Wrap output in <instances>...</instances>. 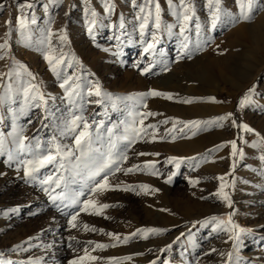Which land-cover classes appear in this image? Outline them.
Returning a JSON list of instances; mask_svg holds the SVG:
<instances>
[{"label": "rangeland", "instance_id": "obj_1", "mask_svg": "<svg viewBox=\"0 0 264 264\" xmlns=\"http://www.w3.org/2000/svg\"><path fill=\"white\" fill-rule=\"evenodd\" d=\"M108 3L111 11H108L106 0H0V44H7L6 48L0 49V56L4 57L0 59V73H12L0 77V85H11L16 99L15 103L9 101L0 108L3 117L0 133L5 138L6 148L11 150H15L11 134L20 127L25 136L38 137L44 147L51 146L49 142L54 136L62 145L70 146L73 139L70 135H61L62 122L75 113L83 115L89 123L103 121L102 140L106 143L107 128L117 126L112 137L116 140L124 134V128L133 122V118L139 126L142 118L139 114L157 113L144 118V125L156 127L148 128L129 148H124L127 141H117V146L127 155L120 163L121 169L156 161V174L147 169L114 170L108 179L111 185L119 187L92 194L99 203L110 207L99 215L91 210L80 212L77 227L72 228L68 223L69 214L78 211L82 205L64 208L59 201L54 204L39 183L50 174L57 175V166H45L37 173L38 179L30 180L24 177L23 165L16 161L9 164L7 153L0 155V173H3L0 175V264H32L36 260L40 264H69L74 257L83 255L85 248L90 255L99 258L88 264H109L112 257L121 258L119 264H151L153 261L155 264L164 261L170 264H225L226 256L221 253L230 251L238 264H264V200L252 201L247 193L249 186L259 188L264 197V186L257 182L264 164L256 170L253 159L257 154L249 150L252 140L258 136L232 124V120L237 125L246 123L258 132L257 124L264 119V65L256 77L248 81L244 78L256 50L254 34L258 30L264 32V0H254L249 20L240 18L238 0H221V15L215 28L212 27L215 8L209 5V0H191L195 16L183 34L174 14H182L180 0H173L172 5L168 0H159L161 29L155 28L154 7L149 0H108ZM26 4L31 7L24 6ZM140 7L153 11L143 33L140 23L147 12L141 13ZM89 10L97 13L96 25L91 32ZM21 17L26 22L23 29L19 26ZM61 35H66L67 40L60 41ZM153 35L158 37V43L154 50L146 53L144 48ZM184 43L188 44L190 55L183 49ZM50 49L56 55L62 52L65 56V64L58 69L59 76L45 59ZM206 63L218 65L214 66V75L221 86L217 87L214 97L224 110L213 117H185L180 109L189 103L184 101L191 98L193 102L195 98L187 88L191 85L190 76L208 79L210 68ZM20 65L24 66L23 72ZM145 68L149 70L143 72ZM28 72L35 77L33 83L44 93L46 104L44 108L35 107L21 114L22 94L16 93L15 89L22 80L30 79ZM67 77H73L80 85L85 101L103 99V104L84 103L82 111L79 103L69 104L65 89L60 87ZM96 82L103 92L110 94L107 98L87 95L89 87H94ZM253 87L250 100L241 107V99ZM149 90L171 93L173 99L139 95ZM7 91L0 87V94ZM177 106L179 113H175ZM228 113L232 116L222 122V127L217 122L208 126L202 124L195 130L176 123L178 120L215 121ZM164 120L168 123H161ZM173 124L177 131L170 133ZM181 128L183 132L178 131ZM194 130L196 135H192ZM217 132L222 133L218 139L214 137ZM233 139L244 153L235 158L234 168L231 145L225 143ZM195 140L202 147L200 144L198 147L187 145ZM221 144L225 146L217 149L216 146ZM140 152L159 155L140 156ZM172 156L195 159H186L177 169L175 163H167ZM215 160H219L224 169L225 191L232 202L231 207L214 195L221 183L211 170ZM64 174L69 177L68 193L84 190L85 196L80 199H86L87 188L93 186L87 175ZM169 175H172L171 183L166 182ZM193 179H198L199 183L193 185ZM140 185H149L150 189L159 191L153 194L150 189H141ZM126 187L129 190H124ZM59 191L61 189H56ZM198 210L202 211L201 215L195 221L189 219ZM229 213H233L234 224L248 230L240 233L236 249L229 240V235L234 232L213 230L219 221L211 218L226 219ZM85 224L95 230H86ZM150 227L166 231L150 234L148 239L137 235L128 243L116 242L108 235L113 233L123 238L137 229ZM214 241L221 246L215 247ZM96 243L115 246L99 249L95 248ZM169 244L172 247L165 251Z\"/></svg>", "mask_w": 264, "mask_h": 264}, {"label": "snow or ice", "instance_id": "obj_2", "mask_svg": "<svg viewBox=\"0 0 264 264\" xmlns=\"http://www.w3.org/2000/svg\"><path fill=\"white\" fill-rule=\"evenodd\" d=\"M154 7V25L156 29H161L162 21H161V6L159 0H149ZM169 5H172L173 0H168ZM240 5V18L243 20L251 19V13L253 11L254 0H238ZM106 4L108 7V11H111V4L108 3L106 0ZM180 4L182 7V14L181 13H174L178 17V22L180 23V33L183 34L188 30L189 22L193 20L195 16V9L191 3V0H180ZM221 0H209V5L214 6L215 10L212 13V27L215 28L217 26V21L220 19L221 15V8H220ZM24 6L31 7V4H26ZM92 19L90 20V24L92 27L89 28L91 32L96 25V15L97 13L93 10H89ZM140 12L144 13L147 12V15L142 17V23H140V31L141 33L148 27L149 18L153 16L152 9H148L146 7H140ZM7 24H11V21H6ZM35 23V21H32ZM19 26L21 29L26 27V22L23 17L19 18ZM120 27L123 28L124 24L121 23ZM197 32H199V26H197ZM60 41H66V35H61L59 37ZM187 40V37H185ZM158 43V37L153 35L152 41L147 43L146 47L144 48V52L148 53L155 49L156 44ZM7 47V44H0V49H4ZM183 49L186 53H188V44L184 43L182 45ZM190 55V53H188ZM0 59H4L3 56H0ZM45 59H47L48 63L51 65V70L56 73L58 76L60 72L58 69L60 66L65 64V56L61 52L59 55L53 53L50 49L45 54ZM20 71L23 72L24 66L20 65ZM149 69H143V72H147ZM5 75L11 76L12 73H0V77ZM28 79L26 82L22 80L21 85L15 89L16 93L22 94V113L24 114L32 108L41 107L44 108L46 101L45 95L40 90L39 86L33 83L35 77L32 75L31 72L27 73ZM70 81H72L70 83ZM2 88H7L8 91L0 94V108H3L9 101L12 103L16 102V99L12 95L13 89L11 85H0ZM61 88H64L66 91V95L68 98L69 104H77L83 110L84 103H96V104H103V99H96L95 101H85L84 97L81 95L80 92V85L76 83L73 77H67L63 79V83L60 84ZM254 92V87L250 88L245 96L240 101V106L243 107L245 102L250 100L251 93ZM95 95L97 98H107L110 94L103 92L101 85L99 82H96L94 87H89L87 95L90 97ZM141 97L153 96V97H165L169 100L173 99V94L165 93L157 90H149L147 92L139 94ZM76 98H79L77 101ZM206 99L215 101V97H207ZM185 103H191L192 99L189 98L184 101ZM45 111L47 109L45 108ZM142 118L139 120V126H137V122L135 118H133V122L130 125H127L123 132L122 136L113 140V136L115 135L116 125L111 128H107L106 132L108 134L107 142L104 143L102 140V131L101 129L104 127L103 121L89 123V121L83 115H77L73 113L71 118H66L62 123L63 127L61 129V135H70L73 139L72 145H62L59 143L54 136L52 140L49 142L51 146L44 147L40 139L36 136L28 137L25 136L23 127L18 128L15 130L12 136V143L15 145V150H11L6 148L5 145V138L3 134L0 133V155H5L7 153V163L11 164V162L16 161V163L21 164L24 166V177L29 178L30 180L38 179L37 173L40 169L44 168L47 165H56L58 174L48 175L47 177L39 180L43 190L49 194V197L55 204L59 201L61 204L64 205V208L73 207L75 205H82L79 207L78 211L70 213V219L68 223L71 225L72 228L77 227V217L80 212H89L90 210L95 214L99 215L102 214L103 210L110 207L109 204L106 203H99L97 200L93 198L92 194H99L104 191L109 190L111 187H119V185H111L109 182V174L113 173V171H144L145 169L150 170L153 174H156L155 165L156 161H146L143 166L141 165H134L133 167L125 169L120 168V163L123 160L127 159V155L125 151H121V149L117 146V141L124 140L128 143L124 146L125 150L131 146L137 139L142 138V133H146L148 128H155V125H144V118L148 116L157 115V113L153 112H145L139 114ZM232 116V113H228L223 116H219L215 118V121H177L178 124H183L185 127H189L191 129L199 130L200 126L203 124L205 126L212 125L214 123L220 122L219 126H223L222 122L228 120L229 117ZM0 119H3L0 116ZM47 119V116L44 117ZM161 123H168V120L161 121ZM232 124L241 128L245 132L255 133L257 136H260V147L262 151H264V136H261L260 133L256 132L255 129L251 128L248 124H239L237 125L235 120H232ZM95 125V126H94ZM192 131V135H196V131ZM177 131L176 124H173V128L169 130V132ZM178 131L183 132V128L179 129ZM155 139V135L152 137ZM164 137H161L163 139ZM172 139L175 140L176 136L173 135ZM226 144L231 145V156L234 158L233 168L235 167V158L237 156H243V149L238 148L237 140L233 139L231 141L225 142ZM224 144L217 145L216 148L224 147ZM140 156L145 155H159V153H138ZM30 157V158H24ZM186 159H195V158H186V157H177L172 156L167 159V163L172 164L175 163L177 169L180 168L181 163H183ZM261 160H264V155L260 156ZM71 172L75 176L83 177L85 174L87 175V180L92 183V187L87 188V192L89 193L88 197L81 201V197L85 196V191H74L71 195L68 193V183L69 177L66 176L64 173ZM3 175V173H0ZM172 175H175L173 173ZM172 175L167 177L168 183L172 182ZM226 175H230L226 174ZM99 178V179H97ZM218 179L221 181L217 192L214 195H217L222 201L226 202L229 207H231V200L228 193L225 191V176H220ZM193 185L198 184V179H193L191 181ZM54 186V187H53ZM131 187V186H129ZM129 187H126L124 190H129ZM141 189L148 191L150 189L149 185H140ZM56 189H61V191L56 192ZM132 190H135L132 188ZM152 193L158 192L159 189L151 188ZM55 193V194H53ZM67 201V203H65ZM60 205L58 204L57 207ZM163 211H168L167 209H163ZM233 213H229L227 218L224 219L222 217H215L213 216L211 219L213 221H219L216 224V227L213 229L214 231H224L226 233L234 232V235H229V240L233 241L234 249L239 247V240H240V233L244 231H248L243 228H239L238 225L234 224L232 221ZM86 230H95L89 229L87 224L84 225ZM239 228V231H235ZM102 231V230H101ZM166 231L165 229L161 228H141L137 229L135 233H132L130 236H126L121 238L118 234L109 233L108 235L112 236L116 242L119 243H128L132 237L137 235L142 236L144 239H148L149 235H159L160 233ZM184 234L181 233V236ZM31 239V238H29ZM179 240V237H177ZM114 247L115 244H103V243H96L95 248L103 249L107 247ZM19 247V246H18ZM172 247L171 244L167 245L165 251ZM212 251H216L212 249ZM83 255H79L74 257L72 260L69 261V264H88L90 261H96L99 258L90 255L87 248L83 250ZM142 253H138L140 255ZM222 256H226L225 264H238V260L234 259L233 252L228 253H221ZM121 258L112 257L110 259L109 264H119V260ZM123 259H131V257H124ZM32 264H40L39 260L33 261ZM151 264H155V261L151 262ZM163 264H170L168 261H164Z\"/></svg>", "mask_w": 264, "mask_h": 264}, {"label": "bare ground", "instance_id": "obj_3", "mask_svg": "<svg viewBox=\"0 0 264 264\" xmlns=\"http://www.w3.org/2000/svg\"><path fill=\"white\" fill-rule=\"evenodd\" d=\"M261 28H262V26H261ZM253 43H254V46H255V49L256 50L254 51V55H253L254 57L253 58H250V62L248 64L247 68H246V69H248V73H246L247 75L245 74L246 76H244V78L247 81L250 80V79H252V78H254V77H256V74L258 73L259 69L264 65V32L259 31V30L256 31L255 34H254ZM206 65L208 66L207 63H206ZM214 66H218V65L216 64ZM214 66H213V64H211L210 66H208L210 68L209 71L207 70V72H209V74H210V77L208 79L201 78L198 75H191L190 76V82H191L190 84L191 85L188 86V87L186 86V87L191 90V92L190 91L189 92L191 94H193L195 96V98H194V101L192 103H189L186 108H184L183 110L180 109L181 112L184 113L183 115H185V117H198V118L199 117L200 118H205L207 116H212L213 117L215 115H218L219 113H221L224 110V107L221 104H219L216 99H215V101H211V100L206 99L207 98V95H209L210 97L216 96L217 87L221 86V82L219 81V83H218L217 82V78L214 75V72H215L214 71V69H215ZM218 68L219 67H217V69ZM239 82H241V81H239ZM187 94H189V93H187ZM178 108H180V107L177 106V110L175 111V113L176 112H178V113L180 112V110ZM172 109L173 108H171V110ZM257 125H258L257 126L258 132L260 133L261 136H264V119H260L259 120V123ZM221 134L222 133H220V132L214 133V137H216V138L218 137L219 138V136ZM197 140H199V139H197ZM193 142L194 143L191 142V144H187V145L188 146H191V145L193 146L194 145L195 147H198V144H200V146L202 145L201 143H198L196 140L193 141ZM259 145H260V136L255 137L252 140L251 145L249 147V150L252 151V153L257 154L256 159H253V165H254V168H256V170H257V167L258 168L259 167L260 168H263L262 166L264 164V162H262L264 160H261L260 159V156L261 155H264V151H262V149H261V147ZM211 170H212V172H214L213 174H214V176H215L216 179H218V177H220L222 175L224 176V169L221 167V163L219 162V160H215L214 161V163L211 165ZM260 173L261 174H259V176H258L259 178H258V181L257 182L259 184H261V185L264 186V170L263 169L260 170ZM247 193L251 196V198H252L251 200L252 201L257 202L259 200H264V197L261 196V194L263 192L260 191L259 188H254V187L251 188L249 186L247 188ZM201 213H202V211L201 210H198L197 213L191 214V216L189 217V219H192V221H195L201 215ZM216 234H217V232H216ZM214 244H215L214 246L215 247L218 246V248L221 246V244L218 243V242H216V241H214ZM222 251H223V249H222Z\"/></svg>", "mask_w": 264, "mask_h": 264}]
</instances>
